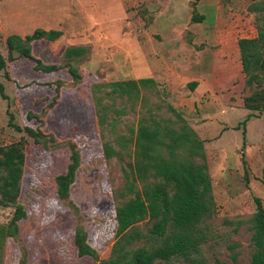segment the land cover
I'll return each instance as SVG.
<instances>
[{
    "label": "rangeland",
    "instance_id": "rangeland-1",
    "mask_svg": "<svg viewBox=\"0 0 264 264\" xmlns=\"http://www.w3.org/2000/svg\"><path fill=\"white\" fill-rule=\"evenodd\" d=\"M192 8L201 19L191 20ZM263 19L264 0H0L4 57L7 35L24 37L35 29L61 33L50 44H33V57L43 63L61 65L64 47L85 49L70 61L77 82L63 68L43 75L31 70L32 62L15 59L5 70L12 80L0 74L7 97L0 99V147L19 142L24 155L16 200L24 218L14 236L0 239V264L107 259L114 242V207L132 197L124 174L140 195L155 183L135 177L137 127L178 129V117L202 142L212 205L198 225L205 240L197 262L176 258L154 264H248L246 221L255 211L253 198L263 196L264 112L243 109L244 98L256 90L244 84L236 41L254 38ZM139 79L152 83L138 84L128 95L109 85ZM191 82L196 83L193 90ZM55 87L58 96L50 107ZM247 114L252 116L245 120ZM9 116L13 125L51 136L58 146L35 144L8 126ZM67 143L75 145L80 162L68 198L59 200L54 178L68 163ZM103 143L115 152L107 160ZM12 213L13 207H0V226ZM136 225L142 232L149 227L146 220ZM75 228L86 234L96 261L76 255Z\"/></svg>",
    "mask_w": 264,
    "mask_h": 264
},
{
    "label": "trees",
    "instance_id": "trees-1",
    "mask_svg": "<svg viewBox=\"0 0 264 264\" xmlns=\"http://www.w3.org/2000/svg\"><path fill=\"white\" fill-rule=\"evenodd\" d=\"M256 8L255 5L253 9ZM191 11V20L201 19L194 17V8ZM255 29L254 38L238 39L236 47L241 72L246 76L244 84L247 87L253 85L256 90L244 98L243 109L264 112V19ZM60 35L57 30L42 29H35L24 37L7 35L4 39L6 57L0 53V74L3 72L5 78L11 79L5 70L9 62L15 59L32 62L31 70L43 75L53 74L63 68L69 79L77 82L79 75L70 61L84 55L83 47H64L60 55L64 62L58 66L57 63L46 64L33 57L34 43L50 44ZM147 83L152 81L139 79L137 82L129 80L109 85L114 90L119 89L128 95L133 93L138 84ZM195 86V82L188 84L190 90ZM53 94L50 107L57 100L58 87H55ZM0 99H7L2 84ZM32 116L34 115L30 113L27 115L28 118ZM251 116L247 114L245 120ZM178 120L181 123L178 129L159 128L157 124L153 127L140 124L137 127L133 142L135 177L140 181L150 178L155 183L150 188H144L140 195L133 191L132 182H128V177L124 174L126 191L132 194V197L114 207V242L109 248L107 259L98 264H154L167 263L176 258L188 263L197 262L199 246L205 240L198 225L209 216L212 205L210 181L204 163L202 142L182 119L178 117ZM11 121L12 117L9 116L8 126L24 133L35 144L43 148H47L48 144L53 148L58 146L51 136L28 127L20 128ZM241 138L243 142V130ZM66 148L68 163L64 172L54 178L55 194L59 200L68 198L80 162L79 151L75 145L67 143ZM101 153L104 160L115 154L107 143L101 144ZM179 154H186L188 159L180 158ZM191 158L198 159V162L195 163ZM23 164L24 155L19 142L0 147V207H13L7 225L0 226V239L14 236L17 232L16 223L24 218L21 206L16 203ZM241 164L244 165L242 159ZM260 178L263 196L261 199L253 198L255 211L246 221L250 231L248 264H264V165ZM145 220L149 227L142 232L136 224ZM72 243L78 257L97 260L94 249L86 243V234L80 228L74 229ZM18 264L23 262L19 261ZM215 264L228 263L216 261ZM230 264L236 263L232 261Z\"/></svg>",
    "mask_w": 264,
    "mask_h": 264
},
{
    "label": "crops",
    "instance_id": "crops-1",
    "mask_svg": "<svg viewBox=\"0 0 264 264\" xmlns=\"http://www.w3.org/2000/svg\"><path fill=\"white\" fill-rule=\"evenodd\" d=\"M22 16V13H19L18 14V17H21ZM29 25L31 26L32 25V19L29 21ZM25 34L24 35H27V32H24ZM17 35L19 34V33H16Z\"/></svg>",
    "mask_w": 264,
    "mask_h": 264
}]
</instances>
